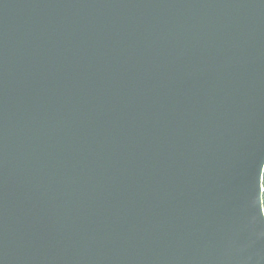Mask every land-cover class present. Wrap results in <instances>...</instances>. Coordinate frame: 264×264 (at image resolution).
Here are the masks:
<instances>
[{
	"label": "water",
	"instance_id": "water-1",
	"mask_svg": "<svg viewBox=\"0 0 264 264\" xmlns=\"http://www.w3.org/2000/svg\"><path fill=\"white\" fill-rule=\"evenodd\" d=\"M264 0H0V264H264Z\"/></svg>",
	"mask_w": 264,
	"mask_h": 264
},
{
	"label": "trees",
	"instance_id": "trees-1",
	"mask_svg": "<svg viewBox=\"0 0 264 264\" xmlns=\"http://www.w3.org/2000/svg\"><path fill=\"white\" fill-rule=\"evenodd\" d=\"M263 187H264V181H263ZM263 202H264V195H263Z\"/></svg>",
	"mask_w": 264,
	"mask_h": 264
}]
</instances>
